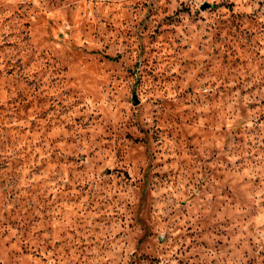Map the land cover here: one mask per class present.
<instances>
[{"label":"rangeland","instance_id":"obj_1","mask_svg":"<svg viewBox=\"0 0 264 264\" xmlns=\"http://www.w3.org/2000/svg\"><path fill=\"white\" fill-rule=\"evenodd\" d=\"M0 0V264H264V0Z\"/></svg>","mask_w":264,"mask_h":264},{"label":"water","instance_id":"obj_2","mask_svg":"<svg viewBox=\"0 0 264 264\" xmlns=\"http://www.w3.org/2000/svg\"><path fill=\"white\" fill-rule=\"evenodd\" d=\"M208 1L207 0H203L200 4L201 7H205L206 5H208Z\"/></svg>","mask_w":264,"mask_h":264},{"label":"built area","instance_id":"obj_3","mask_svg":"<svg viewBox=\"0 0 264 264\" xmlns=\"http://www.w3.org/2000/svg\"><path fill=\"white\" fill-rule=\"evenodd\" d=\"M198 5L201 3L203 0H194Z\"/></svg>","mask_w":264,"mask_h":264}]
</instances>
